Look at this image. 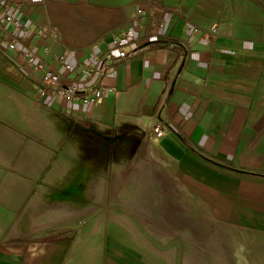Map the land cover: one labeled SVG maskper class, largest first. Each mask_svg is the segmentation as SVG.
I'll list each match as a JSON object with an SVG mask.
<instances>
[{
  "label": "crops",
  "instance_id": "obj_1",
  "mask_svg": "<svg viewBox=\"0 0 264 264\" xmlns=\"http://www.w3.org/2000/svg\"><path fill=\"white\" fill-rule=\"evenodd\" d=\"M9 10L8 39L103 95L67 101L0 53V264H181L202 231L190 264H264V0Z\"/></svg>",
  "mask_w": 264,
  "mask_h": 264
},
{
  "label": "built area",
  "instance_id": "obj_2",
  "mask_svg": "<svg viewBox=\"0 0 264 264\" xmlns=\"http://www.w3.org/2000/svg\"><path fill=\"white\" fill-rule=\"evenodd\" d=\"M13 0H0V20L4 23L0 26V53L13 61L27 76L40 77V83L45 91H51L55 96L63 97L67 101H73L77 98L84 97L85 103H91L96 99H100L103 95L101 90H98L95 85L86 83H65V81L41 59L35 56L27 48L21 47L16 40L8 39L7 32L9 27L12 29H22L23 24L10 12L9 8ZM196 31V30H195ZM216 26H212L205 35L216 34ZM40 35H49L53 38H58L56 31L46 32L40 30ZM137 55V52L128 54L121 52L118 58L113 55H106L103 58H95L94 63L89 65L83 71L85 74H94L103 76L111 67L115 60H127ZM59 60L64 63L65 69L69 74H74L76 69L73 65L66 61V56L63 55ZM158 137L163 136L161 127L155 129Z\"/></svg>",
  "mask_w": 264,
  "mask_h": 264
},
{
  "label": "rangeland",
  "instance_id": "obj_3",
  "mask_svg": "<svg viewBox=\"0 0 264 264\" xmlns=\"http://www.w3.org/2000/svg\"><path fill=\"white\" fill-rule=\"evenodd\" d=\"M185 226H188V225H185ZM188 235V233H187ZM198 235H199V239L198 240H193V241H190L189 239L187 240H183L182 241V256H181V264H190V256H189V251H190V246H194L196 247L195 249H197V251L199 253H202V256L199 255L198 258L202 259L205 261V258L206 257V250H207V242L210 241V243H212V239H207L206 238V233L205 231H202V232H198ZM210 250H212L210 248ZM194 259H195V256H194Z\"/></svg>",
  "mask_w": 264,
  "mask_h": 264
}]
</instances>
